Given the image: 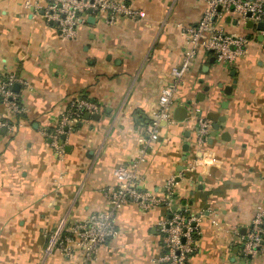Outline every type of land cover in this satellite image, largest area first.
Segmentation results:
<instances>
[{"label":"crops","instance_id":"obj_1","mask_svg":"<svg viewBox=\"0 0 264 264\" xmlns=\"http://www.w3.org/2000/svg\"><path fill=\"white\" fill-rule=\"evenodd\" d=\"M110 1L138 16L107 23L87 14L64 39L42 16L46 0H0V77L21 81L12 89L23 109L13 117L0 104V114L19 123L13 132L0 129V264H156L161 253L158 224L168 209L125 205L115 213L116 236L91 260L43 255L61 219L110 210L103 191L114 187L116 167L137 160L161 89L189 50L185 32L206 10V0ZM257 23L218 10L213 27L243 38V54L228 65L196 52L173 96L172 122L159 124L139 165L145 187L158 195L174 178L172 210L199 217L188 264H264V246L253 256L242 249L258 208L264 210V44ZM74 97L100 109L64 130L58 154L50 136ZM197 117L212 125L203 143Z\"/></svg>","mask_w":264,"mask_h":264},{"label":"built area","instance_id":"obj_2","mask_svg":"<svg viewBox=\"0 0 264 264\" xmlns=\"http://www.w3.org/2000/svg\"><path fill=\"white\" fill-rule=\"evenodd\" d=\"M46 1L47 7L42 16L55 25L64 39L73 35L74 29L84 22L88 11L93 15L105 16L107 23H113L118 16L129 19H135L138 16V13L126 4L110 0ZM218 8L226 12L231 10L244 19L250 14L249 18L252 21L264 23V0H206V10L202 18L195 27L185 32L189 50L182 62L171 69V80L161 89L149 136L147 140L140 139L142 148L137 160L129 168L116 167L114 187L103 191L110 210L106 213L92 214L77 221L61 219L46 236L43 249L45 257L57 254L65 260H74L77 257L84 261L91 260L116 236L115 213L125 205H134L145 211L158 207L168 209L170 216L158 224L161 253L155 260L156 264H188L195 254L200 239L199 217L182 208L172 210L176 196L174 178L166 183V194L158 195L145 187V180L140 174L139 165L145 158L146 148L153 141L159 124L172 122L173 96L181 85L183 76L188 71L196 52L202 49L212 53L218 63L228 65H232L243 54L245 44L243 38L225 34L213 27L212 20ZM17 82L21 83L13 74L0 77V104L6 107L13 117L23 113L18 94L12 89ZM99 109L97 104L87 98L74 97L70 100L67 108L60 115L56 130L50 136L55 152L58 154L62 152V146L58 143L65 129H71L84 114H94ZM196 124L197 140L203 143L208 138L212 125L200 117L196 118ZM18 126L19 123L0 114V129L13 132ZM263 246L264 210L259 207L251 221L250 230L243 237L242 249L246 255L253 256Z\"/></svg>","mask_w":264,"mask_h":264},{"label":"water","instance_id":"obj_3","mask_svg":"<svg viewBox=\"0 0 264 264\" xmlns=\"http://www.w3.org/2000/svg\"><path fill=\"white\" fill-rule=\"evenodd\" d=\"M218 10H220V8H218ZM88 14H90V11H88ZM247 16L250 17V14H248ZM93 19H94L93 17L89 18L90 21H92ZM251 25H253V24L251 23ZM255 27H256V30L260 33L257 36V41L264 44V23L259 22L255 25ZM15 89L18 90V86H15ZM213 128H214V130H216V127H213ZM61 138H62V140H64L65 136H62Z\"/></svg>","mask_w":264,"mask_h":264}]
</instances>
